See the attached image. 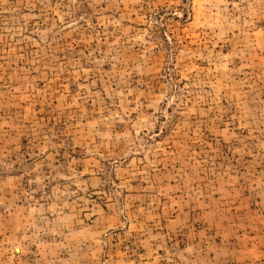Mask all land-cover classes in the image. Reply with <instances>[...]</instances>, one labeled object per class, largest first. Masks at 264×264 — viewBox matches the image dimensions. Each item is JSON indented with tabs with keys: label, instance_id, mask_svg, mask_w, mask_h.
Returning <instances> with one entry per match:
<instances>
[{
	"label": "rangeland",
	"instance_id": "rangeland-1",
	"mask_svg": "<svg viewBox=\"0 0 264 264\" xmlns=\"http://www.w3.org/2000/svg\"><path fill=\"white\" fill-rule=\"evenodd\" d=\"M0 264H264V0H0Z\"/></svg>",
	"mask_w": 264,
	"mask_h": 264
}]
</instances>
